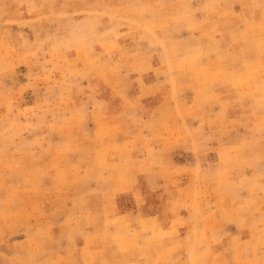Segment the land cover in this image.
<instances>
[{
  "label": "rangeland",
  "instance_id": "374dc122",
  "mask_svg": "<svg viewBox=\"0 0 264 264\" xmlns=\"http://www.w3.org/2000/svg\"><path fill=\"white\" fill-rule=\"evenodd\" d=\"M0 264H264V0H0Z\"/></svg>",
  "mask_w": 264,
  "mask_h": 264
}]
</instances>
